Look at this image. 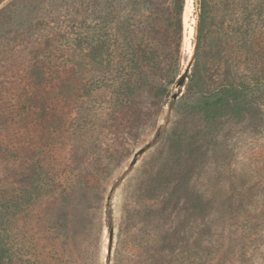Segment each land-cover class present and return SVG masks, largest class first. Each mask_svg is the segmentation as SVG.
<instances>
[{"label": "rangeland", "instance_id": "1", "mask_svg": "<svg viewBox=\"0 0 264 264\" xmlns=\"http://www.w3.org/2000/svg\"><path fill=\"white\" fill-rule=\"evenodd\" d=\"M183 5L179 56L151 73L165 87L161 101L143 89L122 92L110 65L72 46L66 66L91 93L72 115L62 187L41 190L10 219L9 245L23 264H264V129L239 119L211 136L188 111L185 86L172 98L192 54L194 0ZM92 6L0 0V29L52 35L74 23L72 37L90 34ZM242 21L247 73L264 62V0H243Z\"/></svg>", "mask_w": 264, "mask_h": 264}, {"label": "trees", "instance_id": "2", "mask_svg": "<svg viewBox=\"0 0 264 264\" xmlns=\"http://www.w3.org/2000/svg\"><path fill=\"white\" fill-rule=\"evenodd\" d=\"M184 1L93 0V30L81 36L72 37L74 23L52 35L0 29V264H23L9 245L11 217L41 190L63 184L72 115L91 93L77 69L66 66L72 46L85 44L90 60L110 65L122 92L143 89L161 101L165 87L151 73L179 56ZM242 6L243 0H194L186 106L210 135L239 119L264 129V62L250 63L247 73L241 68ZM196 200L199 208L205 202ZM106 217L110 230L109 204Z\"/></svg>", "mask_w": 264, "mask_h": 264}, {"label": "water", "instance_id": "3", "mask_svg": "<svg viewBox=\"0 0 264 264\" xmlns=\"http://www.w3.org/2000/svg\"><path fill=\"white\" fill-rule=\"evenodd\" d=\"M190 67H191V59L189 60V63L185 67L184 71L178 76V78L176 80V87H177L178 90H177V93H173L172 94V98L173 99H176V97L180 93V89L184 86V83H185L186 77H187V75L189 73ZM142 152H143V150L139 149V151H137L135 153V156L141 154ZM111 241H112V233L110 232V234H109V244H111ZM107 255L108 256L110 255V245L108 246V249H107Z\"/></svg>", "mask_w": 264, "mask_h": 264}]
</instances>
